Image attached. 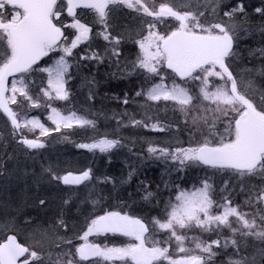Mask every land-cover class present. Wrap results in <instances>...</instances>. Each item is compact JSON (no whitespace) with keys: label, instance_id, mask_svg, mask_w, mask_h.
I'll list each match as a JSON object with an SVG mask.
<instances>
[{"label":"snow or ice","instance_id":"snow-or-ice-1","mask_svg":"<svg viewBox=\"0 0 264 264\" xmlns=\"http://www.w3.org/2000/svg\"><path fill=\"white\" fill-rule=\"evenodd\" d=\"M222 4L223 0H196L195 7L191 6L192 0L180 6L171 0H161L159 4L155 0H0V45H3L0 112L10 120L11 135L18 137V143L30 149L44 147L43 143L23 136L22 127L31 126L30 130L39 127L45 136L61 128H95L96 119L78 115L74 110L65 115L51 107V102L69 100L71 90L67 85L73 62L79 69L88 66L84 61H95L98 66L108 60L122 74L136 73L143 78L134 97L130 100L125 94L122 104H136L137 97L153 102L172 101L179 105L185 121L194 126L187 146L150 144L147 152L154 158L172 162L177 171L192 162L215 170L213 175L228 172L237 178L259 176L261 181L258 185L247 183L239 185L238 190L234 186L227 191L225 184L220 189L224 194L214 199L211 178L205 177L199 188L191 192L180 190L174 200L165 202L161 215L149 221L120 211L95 215L75 233V238L83 243L76 245L72 238L61 237V242L71 247L57 253L55 260L51 252L45 255L18 242L15 232L7 234L12 231L9 222L0 225L6 230L0 240V264H18L21 257H24L21 264H214L215 258L224 254L227 259L219 264H264V93L259 100L250 95L252 81H245L234 71L235 61L240 57L241 32L248 31L245 6L241 2L222 9ZM119 6L138 14L141 24L134 36L121 33L113 36L107 30L109 15ZM256 11L264 14V9ZM87 13L92 14L94 24L102 26L95 34L93 27L84 22ZM160 25L165 26L163 30ZM100 36L108 42L103 53L92 50L93 41ZM128 40L137 45L138 51L134 60L122 61L119 46ZM258 51L264 58V48ZM42 60L44 64L40 63ZM259 72L264 75V68ZM35 73L44 74L40 84L33 79ZM21 97L20 103L28 107L40 108L41 104L51 107L47 118L55 127H45L38 118L21 120L19 113L10 107ZM93 98L94 94L88 96V100ZM119 115L129 119L127 122L117 119V128L128 124L149 126L130 116L127 110ZM113 118H117L116 114ZM165 127L170 125H151L155 131H164ZM197 133L199 137L192 139ZM76 146L101 153L123 147L120 139H110L107 134ZM91 171L89 168L79 175L61 176L51 167L45 169L50 180L65 185L90 180ZM133 174L129 171V181ZM110 179L105 178L106 182ZM239 192H245L244 204L254 209L251 213L234 203V193ZM153 196L145 187L143 199ZM39 204L45 201L41 199ZM67 227L61 215L50 230L40 231L41 241L51 239L49 231ZM193 229L217 233L228 229L231 235L223 241L217 236L210 242L191 237L193 249L185 247V241L190 239L188 231ZM157 230L166 235L156 239ZM108 234L129 237L133 242L109 246L89 240L91 236ZM250 239L259 241L261 246L255 254L244 255ZM228 248L231 253H227Z\"/></svg>","mask_w":264,"mask_h":264},{"label":"rangeland","instance_id":"rangeland-1","mask_svg":"<svg viewBox=\"0 0 264 264\" xmlns=\"http://www.w3.org/2000/svg\"><path fill=\"white\" fill-rule=\"evenodd\" d=\"M253 1L244 2L242 0H223L221 8H228L233 5L234 2H237V4L242 2L247 13L245 19L250 18L251 14L252 17L258 21L255 22L254 20H249L250 24L246 25L254 30H257L264 26V14L257 12L256 9H254V6H256L257 9H264V0L259 1L261 4L255 2V0ZM160 2L161 0H155V3L157 4ZM185 2L186 0H171V3L177 6H180ZM195 4L196 0H192L191 6L195 7ZM125 10L131 11V15H125L124 17V14L127 13H124L125 11L123 10H119L118 14L111 15L108 20L110 27L107 30L111 32L113 36L117 35V33L134 36L139 30L141 21L137 19L138 14L134 10L126 7ZM116 15H118L119 18ZM61 19H64L63 16ZM84 22L93 27L94 34L102 29L101 25L93 23L92 15L86 14ZM164 27V25H160L161 30H163ZM241 37L242 38L239 40L238 45L240 57L235 61L234 71L239 75H242L245 81H252V87L249 89V94L259 100L260 95L264 93V76L260 77L261 74L259 72L261 68H264V58L260 56L258 50L264 48V39L254 41L251 40L253 38L252 34L244 35L243 32H241ZM93 43L94 48L92 50L101 53H103L105 47L108 45V42L104 41L102 36L96 37ZM2 47L3 45H0V48ZM80 47L83 48L85 45H81ZM119 47L120 58L122 61H131L135 59L138 48L136 44L131 42V40H128L127 42L122 41ZM76 51L79 52L80 48L76 49ZM83 63L88 66H81L77 69L75 63L73 62V66L70 68L71 78L68 80L67 85L71 90L69 100H54L51 102V107L57 108L65 115L68 113V110L77 111L78 115H87L90 119H96V127H73L71 129L61 128L59 132L53 131L46 136L41 134L39 127L31 128V130V126L22 127V133L25 137L35 139L38 142L43 143L44 147L30 149L25 146H20L17 148L16 157L19 158L18 162L11 164V169H9V172L5 177H0V225H7L9 222H11L12 225V231L7 232V234L15 232L16 235H19L20 240L23 241L25 245L34 247L38 251H43L45 255L51 252L52 259L55 260L57 253L61 252L66 247H71L70 245H64L61 242V237L67 236L72 238L73 244L76 245L83 243V241L75 238V233L84 227L87 219L94 217L95 215H101L100 213L103 214L104 212H107L105 210L116 211L119 209L121 214H130L134 217H140L145 221H149L152 217H158L157 214H161L162 209L157 210L155 207L160 204V200H154L156 195L150 198V200H144L143 197L142 199L138 198V201L134 200L135 195H133V192L135 189L133 186L136 185L134 182H137V178H147L146 186H148V189L153 190V193H157L160 185H162L163 191H165L168 187L173 188L174 186L172 178L166 182L167 184H164V176L174 177L175 181H177V175L181 177L190 176L192 168H198L196 171L199 173L205 172L207 177H215L216 180L214 183L213 181L211 183L215 188L212 193L214 199H219L223 195L221 194L217 197L218 190L224 188L225 184L228 185V189H226V191L232 189L234 186H236L238 190L239 185L246 184L242 178H237L236 176L230 175L228 172H223V176L225 178H217L216 176L218 173L213 176L212 174L214 171H209L206 167L200 168L201 166L199 164H194L192 162H188V165L181 171H177L176 165L172 162L165 163L162 158L156 159L147 152V147L150 144L154 147H164L168 145L174 146L180 143L187 145V142L190 139V135L185 131L187 129L185 128L187 127L185 125V117L183 113L179 111V105H175L172 101L161 100L160 102H153L145 101L143 97H137L136 104L129 103L128 105H124L121 103L123 98L116 95L114 100L116 105H120L121 107L128 106L131 108H137L136 112L132 114V117L136 120L144 121L149 126L143 127L129 124L130 127H121L118 130L113 126L106 132H103L104 129L102 127H104L103 125H105L106 120L110 118V116L106 114L107 108H105V112L103 108L96 107L95 111L92 112L91 107L94 98L93 100H88L87 97V102H84V105L82 104V100L80 98L81 91L84 93L86 88H93L94 92H97L100 87L99 85L101 84H97V81H94L93 77H85L81 86L76 83L74 91L72 89L71 81H73L74 78L77 79L79 76L82 77L85 71L90 70L88 69L90 66H95V61H84ZM110 65L112 64L108 60H105L104 63L95 66V68L105 69ZM246 69L251 71H247ZM113 73L116 74V76L123 75L126 77H140L136 73L131 75L122 74L116 67L114 68ZM43 75L44 74L41 73L34 74L33 79L36 84L41 83V77ZM103 85H106V83H103L101 86ZM32 91L35 94L36 89L33 88ZM134 95L135 93L131 94L129 99L131 100ZM46 99L47 98H45V100ZM21 100H23L22 97L18 98V103L12 105L13 109L19 113V118L21 120L25 117L27 119L38 118L40 122L45 125V127H55V125L47 118L48 115L51 114V107L45 108V106L41 104L40 108H31L21 104ZM147 105H152L154 111H147ZM156 111H161L160 115L162 118L151 115H154ZM164 114L165 116L163 117ZM140 115L143 117L139 118ZM181 117L183 120L178 121ZM0 119L2 120L3 118ZM0 122H2L0 124V134L5 131H7V133L11 132V127L6 120H2ZM153 123L170 125V127H165L164 131H155L151 128ZM101 128L102 131L100 130ZM105 134H107L110 139H120L123 147H117L109 152L101 153L98 150L87 151L76 146L78 143L92 142L94 139L103 138ZM65 136L68 137L67 140L64 139ZM180 136H187L189 139L185 138L187 142H182V139L179 138ZM194 137L197 139L199 134L197 133L196 136L191 138ZM137 160H139V163L142 161L141 165H143V169L141 173L139 172L140 170H135L138 167V164L135 162ZM112 163H115L119 167V171L117 172V177L119 176L118 180H116V176H111L108 173L110 170L107 166ZM50 167L54 172L61 176L70 171L82 172L83 170L90 168L92 170L91 179L88 180L81 189H73L68 186H64L61 181L50 180V174L45 172V169ZM168 167L169 169H167ZM129 171L134 172L130 181L128 180ZM105 178L111 179L106 182ZM120 180L124 181L123 184ZM118 186H122L124 188L123 193L119 194V196H117L116 190ZM128 187L131 188L128 189ZM109 188L110 191L107 193L106 191ZM64 190L74 193L78 192L76 198L72 200L73 203L70 200L67 204L64 203L66 198L65 195L62 194ZM102 191L103 193L101 196L99 195V192ZM244 193L245 192H239V194L234 193V201L241 206H246V212L251 213L254 209L244 204ZM176 194H178V191H176L170 199L174 200ZM120 195H125V199H122L124 201H120L121 203H114L113 205L112 203H109L105 205V210L103 209L101 201L104 197L111 199L116 198L117 201V198H119ZM82 196L89 199V196H91L92 200L90 199V202L86 204L84 199L85 197L82 198ZM41 199L45 201V204H39ZM161 204H165V201H161ZM150 207H154L157 214L148 213ZM75 209L77 210L74 211ZM76 212H79L80 216H77ZM61 215L63 216V219L68 220L66 222L68 225L67 229H57L54 232L49 231L51 239H44L41 241L40 231L50 230L52 226L56 224L58 217L60 218ZM80 223H82V226H79ZM5 233L6 230L0 228V240H3ZM165 235L166 234L157 230L156 239H161ZM230 235L231 233L228 229H223L219 233L213 231L210 234L205 235L204 238H207V240H209L208 242H210L211 239L219 236V238L223 241L225 238L230 237ZM188 236L190 239H188L189 241H185V247L194 248V244L190 242L192 241L191 237H193L190 231H188ZM89 240L97 243H107L109 246H112L113 244L123 246L127 243L133 242L131 238H124L120 236L112 237L109 235L91 236L89 237ZM250 241L254 240L250 239ZM254 243L261 245L259 241H254ZM173 249L174 245L170 248V251ZM231 251V248L227 249V253H231ZM245 251L247 255L255 254L254 252H251L252 250H249V247H247ZM218 258L227 259V254L218 256L215 260ZM219 262L220 261L215 264H219ZM33 264H35V262H33ZM117 264H120V262H117Z\"/></svg>","mask_w":264,"mask_h":264},{"label":"bare ground","instance_id":"bare-ground-1","mask_svg":"<svg viewBox=\"0 0 264 264\" xmlns=\"http://www.w3.org/2000/svg\"><path fill=\"white\" fill-rule=\"evenodd\" d=\"M255 41H259V39L255 40ZM256 43H258V42H256ZM258 44H260V43H258ZM114 68H115V66L110 65V66H107L105 69H99V68H95V66L92 65L88 68V69H90L89 71H85L81 78L78 77L76 79L78 81L77 84H80V86L83 82L84 77H93L94 81L95 80L97 81V84L100 83L102 85L103 83H106V85H103V86L99 85L100 87H99L97 92H94L93 88H91V89L86 88L84 93L81 91V97H80L82 100V104L84 105V102H87L86 99L90 94H96V95H94V100L92 99L93 100L92 101V107H91L92 112L95 111L96 107L103 108L105 112H106L105 108H107L106 114H108L110 116V118L108 120H106V123H105L104 128H103L104 129L103 132L104 131L106 132L107 130H109L110 127L114 126V128H115L116 124H117V119H120L123 122L128 121L129 117L128 116H120L119 115L120 113L127 110L128 114L130 116H132V114H134L136 112V109H137V108H131L128 106L127 107H121L118 105H114V106L111 105L108 101V99L110 98L109 93H114L115 95L120 96L121 98H123L125 94H127L129 97L131 94H134L137 90H139L141 88V81L143 79V78L136 77V76H134V77H132V76L126 77L123 75L122 76H120V75L116 76V74L113 73ZM263 76L264 75H261L260 77H263ZM78 94H77V96H78ZM114 114H116V117H117L116 119L113 118ZM120 128L121 127H119V128L116 127L117 130ZM21 130H22V128H21ZM20 146L23 147L22 145L18 144V147H16V149L13 150L12 163H17L19 160V158L16 157V152H17L16 150ZM11 166L12 165L7 166V167H3V166L1 167L0 166V177H5L7 175V173L9 172V169H11ZM107 167H109V170H110V171H108V173L111 176L114 175L117 177V174H118L117 172L119 171L118 165H116L115 163H112V164L108 165ZM139 172L141 173V171H139ZM118 178H119V176L117 177L116 180H118ZM170 178H172V177L171 176H164V184H167L166 182H168L170 180ZM120 181H122V184H123L124 181L123 180H120ZM172 183H173V181H172ZM173 185H174V183H173ZM144 189H145V187H143L139 191L142 194V197L144 196ZM168 189L171 190L173 188L168 187L167 189H165V192L168 191ZM162 190H163V188L161 187L158 191H162ZM109 191L110 190L108 189L106 192L109 193ZM64 192H66V193H64ZM102 193H103V191L101 192V196H102ZM62 194L65 195V197H66L65 200H68V201L69 200L72 201L73 199L76 198V195H77V193H74L71 191H65V190L62 192ZM122 199H125V195H120V197L117 198V201L115 199L104 197L101 203H102V205L109 204V203H112V205H113L114 203L116 204V203H121L120 201H124ZM112 200H114V201H112ZM76 210L77 209H75V211ZM148 213H151V214L155 213L154 207H152V208L150 207ZM76 215L80 216V213L76 212ZM58 220H59V217H58L57 221ZM67 221L68 220H65V222H67ZM79 226H82V223H80ZM253 245L257 246V243H250L248 246L253 247Z\"/></svg>","mask_w":264,"mask_h":264},{"label":"trees","instance_id":"trees-1","mask_svg":"<svg viewBox=\"0 0 264 264\" xmlns=\"http://www.w3.org/2000/svg\"><path fill=\"white\" fill-rule=\"evenodd\" d=\"M236 4H237V2H234L233 5H231L229 7L235 6ZM259 4H261V3H259ZM254 9H257V7L254 6ZM249 20H254L255 22H258V21H256L252 17L251 14H250V18L245 19L246 24H250V21ZM246 27L248 28V31L247 32H243V33H244V35L252 34L253 38L251 40H254L255 41L257 39H259V40L264 39V32L261 31V29L264 28V26L261 27V28H259V29H257V30H254V29H252L251 27H249L247 25H246ZM72 89L74 91V87H72ZM143 106L146 107L145 105H143ZM146 110L149 111V112H153L154 111L152 105H147ZM160 113H161V111H156L154 115L153 114H151V115L154 116V117H158L159 116L160 118H162V116L160 115ZM164 116H165V114L163 115V117ZM141 117H143V116L140 115L139 118H141ZM0 118H3L2 120H6V118L3 116V114L1 112H0ZM2 120L0 119V121H2ZM182 120H183V118L181 117V118H179L178 121H182ZM1 123L2 122H0V124ZM185 125H187V127H185V128H187L185 130L187 132V134H190V132H193L194 131V127H193V125L191 124L190 121L185 122ZM1 128H2V126H1ZM179 138L182 139V142H185V141L187 142V140H185V138H188L189 139V137H187V136H180ZM194 138L196 139V137H194ZM194 138H192V139H194ZM174 146H176V145H174ZM184 146H187V145H184ZM16 147H18L17 137L12 136L11 135V132L7 133V131H5L2 134H0V161L3 162L2 165H0L1 167L2 166L3 167H7V166H10L12 164L13 150L16 149ZM135 162L138 164V167L135 170L142 171V169H143V165H141L142 164V161H140V163H139V160H137ZM198 167H200V166H198ZM200 168H203V167L201 166ZM167 169H169V167ZM197 169L192 168V173H191L190 176L181 177V176L177 175L176 176L177 177V181H175V178L172 177V180H173V183H174L173 189L168 190L166 192L162 190V191H158L157 193H154V196L156 195V197H155L154 200H156V201L157 200H160V204H161V201L167 202L169 200V197L171 195L168 192L178 191V193H179L180 190H184V191H187V192H191V191L194 190V188L200 187L201 186V183L200 182L205 177H207V174L204 171H203L204 173H199L198 171H196ZM247 178L248 177H245V179H247ZM146 179L144 177L143 178H137V182H134L136 185L133 186V188L135 189V191L133 192V195H135V197L137 199L138 198L142 199V194L139 191L143 187H147L148 188V186H146V182H147ZM141 181H143L144 183L142 184ZM161 184H163V183H161ZM164 186H168V185H164ZM161 187H162V185H160V188ZM130 188L131 187H128V189H130ZM116 190H117V196H119V194H121V192L124 190V188L122 186H118L116 188ZM150 191H153V190H150ZM131 195H132V193H131ZM244 197H246V196H244ZM244 210L246 211V206H244ZM204 233H205V231H204ZM199 239L202 240V241H209V240H207V238H204L203 235H202V238H199ZM250 243H254V241H250ZM260 246L261 245H257L255 247H249V250H252L251 252L256 253L257 248L260 247ZM243 254L244 255H247L246 254V251H244ZM222 260H224V258H218L216 261H222Z\"/></svg>","mask_w":264,"mask_h":264},{"label":"water","instance_id":"water-1","mask_svg":"<svg viewBox=\"0 0 264 264\" xmlns=\"http://www.w3.org/2000/svg\"><path fill=\"white\" fill-rule=\"evenodd\" d=\"M41 62H42V61H41ZM71 174H72V175H79V174H73V173H71ZM69 185H71V184H69ZM21 258H23V257H21ZM21 258H20V259H21ZM18 264H19V263H18Z\"/></svg>","mask_w":264,"mask_h":264},{"label":"flooded vegetation","instance_id":"flooded-vegetation-1","mask_svg":"<svg viewBox=\"0 0 264 264\" xmlns=\"http://www.w3.org/2000/svg\"><path fill=\"white\" fill-rule=\"evenodd\" d=\"M250 1H251V0H250ZM70 188H72V187H70ZM73 189H77V188L73 187Z\"/></svg>","mask_w":264,"mask_h":264}]
</instances>
